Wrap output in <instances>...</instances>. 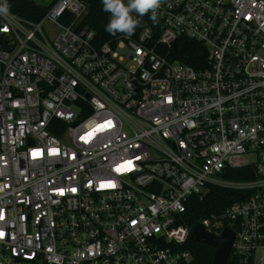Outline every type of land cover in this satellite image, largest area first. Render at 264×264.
<instances>
[{
    "label": "built area",
    "instance_id": "built-area-1",
    "mask_svg": "<svg viewBox=\"0 0 264 264\" xmlns=\"http://www.w3.org/2000/svg\"><path fill=\"white\" fill-rule=\"evenodd\" d=\"M90 1L0 14V264H191L197 223L264 264V0H163L101 44ZM214 187L244 195L187 224Z\"/></svg>",
    "mask_w": 264,
    "mask_h": 264
},
{
    "label": "trees",
    "instance_id": "trees-1",
    "mask_svg": "<svg viewBox=\"0 0 264 264\" xmlns=\"http://www.w3.org/2000/svg\"><path fill=\"white\" fill-rule=\"evenodd\" d=\"M126 2V0H125ZM7 4L8 10L16 15L38 19L44 12V8L38 6L32 0H2V5ZM135 15V14H133ZM150 13L139 19L141 24L138 26L134 34L130 37H135L139 31L146 27H156L157 23H153L150 19ZM110 13L103 10L102 0H91L83 23L95 31V40L97 43L113 42L119 37L126 36L122 33L111 35L105 31L106 25L109 23ZM171 58L178 59L181 62L197 66L199 60L205 54V48L194 40L186 37L178 38L176 45L171 50ZM230 179H247L252 175L246 172V169L229 170L226 175ZM241 195V196H240ZM242 193H236L229 189L214 187L202 202L191 203L185 213V222L191 226L195 225L202 217L212 211H220L228 206L232 201L243 197ZM187 249L192 252L193 261L191 264H211L214 249L195 241L193 236H190L187 244ZM227 264H234L232 260H228Z\"/></svg>",
    "mask_w": 264,
    "mask_h": 264
},
{
    "label": "clouds",
    "instance_id": "clouds-1",
    "mask_svg": "<svg viewBox=\"0 0 264 264\" xmlns=\"http://www.w3.org/2000/svg\"><path fill=\"white\" fill-rule=\"evenodd\" d=\"M163 0H102L103 10L110 13L109 23L105 31L111 35L122 33L128 37L132 36L141 24V17L150 15L155 24L158 22L157 10ZM8 6L0 5V14H7ZM135 14V15H133Z\"/></svg>",
    "mask_w": 264,
    "mask_h": 264
},
{
    "label": "water",
    "instance_id": "water-1",
    "mask_svg": "<svg viewBox=\"0 0 264 264\" xmlns=\"http://www.w3.org/2000/svg\"><path fill=\"white\" fill-rule=\"evenodd\" d=\"M192 233L195 241L214 249L211 264H227L234 239L231 229L226 227L220 236H215L206 232L204 227L197 223L193 227Z\"/></svg>",
    "mask_w": 264,
    "mask_h": 264
},
{
    "label": "rangeland",
    "instance_id": "rangeland-1",
    "mask_svg": "<svg viewBox=\"0 0 264 264\" xmlns=\"http://www.w3.org/2000/svg\"><path fill=\"white\" fill-rule=\"evenodd\" d=\"M39 4H42V5H48V3L50 2V0H33ZM50 31H54L55 29L54 28H49Z\"/></svg>",
    "mask_w": 264,
    "mask_h": 264
}]
</instances>
